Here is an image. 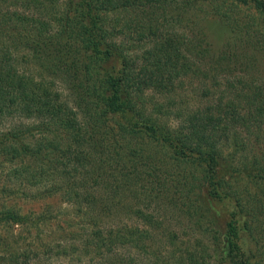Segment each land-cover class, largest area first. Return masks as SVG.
<instances>
[{"label":"trees","instance_id":"trees-1","mask_svg":"<svg viewBox=\"0 0 264 264\" xmlns=\"http://www.w3.org/2000/svg\"><path fill=\"white\" fill-rule=\"evenodd\" d=\"M176 2L0 0V163L74 203L95 228L74 250L93 264H137L133 252L209 264L203 247L215 264H264V41L252 14L236 15H264V0L204 8L228 32L219 50L203 27L165 28ZM11 118L30 124L2 129ZM95 208L141 225L102 227ZM173 211L204 243L175 248L162 219ZM1 222L26 220L10 209ZM156 232L165 249L151 251Z\"/></svg>","mask_w":264,"mask_h":264},{"label":"rangeland","instance_id":"rangeland-1","mask_svg":"<svg viewBox=\"0 0 264 264\" xmlns=\"http://www.w3.org/2000/svg\"><path fill=\"white\" fill-rule=\"evenodd\" d=\"M214 1L206 0L203 7L201 5V7H198L196 6L198 3L196 0H189V3H185V0H178L174 10L168 13L167 19L170 21L165 28L183 32L186 31L185 28L192 31L193 27H203L207 40L213 46L212 48L219 50L224 44L228 32L226 29L223 30L224 27L216 21L217 17L206 14L204 8H211ZM193 12H196L197 17L192 21ZM236 15L239 17L245 16V18L247 15L255 17L257 25L262 30L259 39L261 42L264 41V15L248 11L245 7L241 8ZM263 60L258 72L254 74V77L258 80H264ZM191 96L189 94L187 97L188 102L198 104V101H191L195 98L194 96L193 99H190ZM160 102L163 101L160 100ZM200 104H204V102ZM115 121L113 119L109 123H115ZM29 124L26 121L21 122V120L11 118L3 122L2 129L9 130L16 125L24 127ZM1 161H3L2 157H0ZM13 166L10 162L0 163V211L12 209L21 218L25 217L26 222L18 225L0 223V264H93L96 262L97 255L94 252L84 258L82 254L74 250L76 248L81 249L84 239L93 232L92 229H95L92 224H89V220L78 211L73 202L66 200L60 193L42 196L38 194V188L30 185L26 179L19 178L17 180L15 177L12 178L11 170ZM99 211L101 214L98 213L96 208L93 210V218L102 227L119 223H132L133 225L140 223L126 209L113 214L109 210L102 211L99 209ZM173 212H164L165 216L162 219L165 220L164 227L167 226L169 231H173L180 236L175 248H178V244L180 249H185L187 244V247H191L197 240L204 243V239L199 236L197 227L189 224V221L177 217L176 212ZM159 234V232H156L153 239L147 244L148 247L152 248L151 251L159 247L164 248V245H161L163 239ZM60 239L65 240L66 243L63 242V245H66L67 249L71 248L67 258L60 257L59 252L54 249L60 244V242H57ZM203 249L205 256H207V263L215 264L212 259L213 254L211 255L206 247H203ZM169 250H171L170 247ZM121 254L127 260L129 259L130 254L125 255L124 252H121ZM133 254H135V260H138L137 264H141L139 254L136 252H133ZM111 259L113 258L111 257ZM142 264H147V260Z\"/></svg>","mask_w":264,"mask_h":264}]
</instances>
